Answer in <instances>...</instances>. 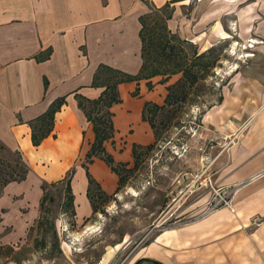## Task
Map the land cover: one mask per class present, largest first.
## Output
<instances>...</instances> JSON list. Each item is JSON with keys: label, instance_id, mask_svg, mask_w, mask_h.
<instances>
[{"label": "crops", "instance_id": "0c3cea01", "mask_svg": "<svg viewBox=\"0 0 264 264\" xmlns=\"http://www.w3.org/2000/svg\"><path fill=\"white\" fill-rule=\"evenodd\" d=\"M152 1L160 7L168 0ZM172 6L167 25L182 38L205 37L212 44L220 32H231L240 41L257 40L223 86L220 101L202 113L203 127L225 140L207 170L194 174L190 191L195 196L185 220L154 231L129 264L140 258L165 264H264V0H199L187 12L188 0ZM148 10L143 0H0V141L19 149L30 167L24 180L9 182L0 195V222L13 225L9 238L20 239L38 217L42 181L58 180L71 167L75 223L84 224L95 214L83 166L94 131L75 94L100 95L103 87L92 85L100 64L139 72V17ZM231 15L236 30L227 22ZM160 79L150 78L151 89L145 78L119 83L121 102L110 108L114 135L104 143L116 162L131 166L133 144L155 140L141 112L146 101L162 104L166 86L176 80ZM61 96L66 102L55 113L52 133L34 146L28 121ZM87 167L107 194L116 191L119 177L104 160L94 157ZM208 175L213 185L233 189V210L221 205L204 211L212 197ZM111 256L108 251L100 263ZM65 264L76 263L67 258Z\"/></svg>", "mask_w": 264, "mask_h": 264}, {"label": "rangeland", "instance_id": "374dc122", "mask_svg": "<svg viewBox=\"0 0 264 264\" xmlns=\"http://www.w3.org/2000/svg\"><path fill=\"white\" fill-rule=\"evenodd\" d=\"M198 1L188 0L184 11ZM227 22L232 30H236V17L231 15ZM233 36L231 32H220L212 44L205 37L204 40H189L199 53L205 51L203 62L209 66L173 120L174 124L161 130L160 139L142 156L139 166L124 173V184L110 198L100 202L98 211L84 224L71 222L58 191L52 188L55 201L50 208L57 215L55 225L62 250L60 254L50 256L41 247L39 231L29 233L27 228L20 239L9 238L7 234L11 233L13 225L0 222V264H65L67 258L76 264H101L108 251L112 256L105 264H129L136 249L148 241L154 231L185 220L184 211L191 203L192 195L195 196L190 191L194 174L201 172L210 159L213 160L225 140L203 127L202 113L217 103L223 86L229 84L231 74L239 65H244L257 40L249 37L240 41ZM149 37L155 39L156 35ZM185 49L190 53L189 46L185 45ZM180 75H171L170 79H177ZM199 180L200 177L196 179L195 188ZM154 224L157 226L151 229ZM46 242L51 246L50 236L46 237Z\"/></svg>", "mask_w": 264, "mask_h": 264}, {"label": "trees", "instance_id": "16d2710c", "mask_svg": "<svg viewBox=\"0 0 264 264\" xmlns=\"http://www.w3.org/2000/svg\"><path fill=\"white\" fill-rule=\"evenodd\" d=\"M143 1L147 3L149 10L139 17L142 41V64L139 72L133 75L100 64L96 68L92 80L93 86L103 87L100 95L91 99L78 93L75 94L78 106L85 113L87 120L92 123L94 131V140L83 162L88 179L87 196L94 213L98 211L99 203L110 198V195L101 188V185L90 174L87 164L91 163L94 157L104 160L119 177L117 191L124 184L125 174L135 170L141 163L142 156L158 142L161 130L174 124L173 120L192 95V89L202 78V72L209 66V63L203 62L205 51L199 53L191 41L181 38L167 25V21L173 12L172 4L178 0H168L160 7L155 6L152 0ZM152 34L156 35L155 39L149 37ZM185 45L192 49H190V53L185 49ZM177 73H181V75L166 86L167 94L163 103L146 101L142 108V119L150 124L155 140L147 145L133 144V164L131 166H128L127 162H116L112 154L106 150L104 143L114 135L113 112L110 108L114 103L121 102L118 90L119 83L132 80L139 81L145 78L148 79L147 87L151 89L153 87L150 81L151 77L162 75L163 77L159 82L164 83L171 75ZM44 86H47L46 79H44ZM138 93V88H135L132 94L137 95ZM220 99L221 97L218 101ZM65 102L66 96L57 97L43 113L28 121L31 127V141L34 146H38L45 137L52 133L55 113ZM2 153L8 155L3 156ZM29 170V164L24 159L22 152L19 149L11 150L0 141V195L5 185L12 181L24 180ZM74 171L75 168L71 167L58 180H43L41 183L42 196L39 202V214L29 227V233L32 231L41 233V247L49 252L50 256L62 252L55 225L57 215L50 208V205L55 201L52 188L58 191L60 200L64 203V210L67 211L71 222L75 224V209L71 189ZM47 236L51 238V246L46 242ZM144 262L145 264H165L152 258H140L133 264Z\"/></svg>", "mask_w": 264, "mask_h": 264}, {"label": "built area", "instance_id": "2783aa9c", "mask_svg": "<svg viewBox=\"0 0 264 264\" xmlns=\"http://www.w3.org/2000/svg\"><path fill=\"white\" fill-rule=\"evenodd\" d=\"M208 158H209V156H207V159ZM208 167H209V163L205 166V171L207 170ZM206 180H207V183L210 187L212 197L208 201L204 211H209V210L215 209L221 205L227 206L231 210H233L232 203H231L233 189L222 188V187H218L216 185H213L210 175H208L206 177Z\"/></svg>", "mask_w": 264, "mask_h": 264}, {"label": "water", "instance_id": "95a60500", "mask_svg": "<svg viewBox=\"0 0 264 264\" xmlns=\"http://www.w3.org/2000/svg\"><path fill=\"white\" fill-rule=\"evenodd\" d=\"M157 225L156 224H154L153 226H152V228L151 229H153L154 227H156Z\"/></svg>", "mask_w": 264, "mask_h": 264}]
</instances>
